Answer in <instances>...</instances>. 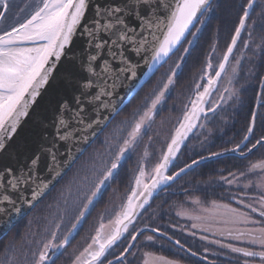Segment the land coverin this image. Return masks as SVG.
I'll return each mask as SVG.
<instances>
[{"label": "snow or ice", "instance_id": "1", "mask_svg": "<svg viewBox=\"0 0 264 264\" xmlns=\"http://www.w3.org/2000/svg\"><path fill=\"white\" fill-rule=\"evenodd\" d=\"M12 7L10 0H0V24L6 21ZM241 7L242 14L223 55L215 67L208 58L199 77L202 83L195 84L192 98L183 105L182 115L174 132L168 136L158 161L150 171H146L144 163H137L130 195L107 223L104 222L107 209L100 213L91 242L75 256L72 264H113L108 259L109 250L119 247L121 240L135 242L146 230L165 235L159 228L145 226L137 230V218L147 210L146 206H151L154 196L200 164V160L193 159L191 164L169 171L177 167L173 162L189 137H202L201 143L207 140L212 135L209 124L219 115L218 109L222 112L229 101L235 103L239 99L240 92L234 86L225 87L216 99H212L216 90L214 86L222 76L232 85L240 75L242 61L249 64V76L256 75L257 60L264 62V0H246ZM16 8L18 13L27 12L25 18L0 35V153L5 152L22 119L28 117L30 107L53 78L62 58L71 59L66 48L78 33L86 38L87 64L85 66L81 62L79 70L87 72V76L78 78L74 64L64 68L69 88L76 91L71 103L64 101L60 104L52 121L54 132L51 138L43 137L45 142L25 159L22 166L0 169V216L3 217L0 225L7 224L11 228L13 215L18 217L22 206L33 207L50 190V184L62 177L61 156L65 157L63 164L71 165L76 153L82 151L78 145L94 139L97 126L103 130L114 124L102 142L103 150L97 151L90 165L61 192L56 211L48 219L40 238L37 239L35 233L32 238L23 237V244L29 245L28 250H24L22 245L18 248L15 240H9L0 260V264H20L19 251L24 264H57L97 206L104 203L110 193L111 197L118 195V188L113 185L121 181L124 167L145 138L149 143L153 140L149 132L154 130L158 116L177 88L178 78L183 74L182 66L199 44L202 30L210 22L213 0H122L119 4L95 0H39L35 6L25 2ZM90 10L92 15L88 20L86 17ZM130 18L136 21L135 25L129 23ZM15 19L19 20V15ZM238 41L240 49L237 48ZM212 51H215L214 47ZM173 57L177 58L175 62H172ZM165 66L167 71L145 94L141 105L134 108L130 116L116 121L134 96ZM140 68L146 70L138 76L137 69ZM258 79L256 107L259 109L264 108V101L260 99L264 95V76ZM133 81L137 83L133 84ZM121 88L130 90L127 100L119 94ZM165 123L161 119L159 127L162 129ZM256 124L257 114L253 111L243 139L225 152L231 151L248 159L249 153L264 149V135H254ZM155 135H160V132L157 130ZM45 154L48 160L46 170L50 173L47 181L39 177L37 171ZM222 155L224 152H213L210 157L202 156L201 160ZM248 172L261 175L260 183L253 185L249 181L244 185L245 188L254 186L260 190L257 199L260 207L251 204L244 207L250 208L261 219H254L239 208L212 201V208L218 210L212 216L184 214L185 218L194 221L191 228L212 232L214 217H220L219 223L233 226L220 230V235L264 249V157L250 162ZM229 175L232 179L221 177L228 185L240 179L235 173ZM108 203H111V198ZM191 203L203 204L199 198ZM201 211L207 213L209 210L202 208ZM67 218L72 221L71 227L62 233L61 227ZM189 235L195 233L189 232ZM144 238L154 242L153 235H145ZM200 239L208 238L201 236ZM209 242L220 243L216 240ZM175 244L183 248L180 240ZM220 246L244 257H258L264 262V250L252 251L231 244ZM131 248L133 243H127L124 251L116 256L120 264H127L125 258ZM191 255L196 256L197 253L191 252ZM164 264L173 262L164 261Z\"/></svg>", "mask_w": 264, "mask_h": 264}, {"label": "flooded vegetation", "instance_id": "2", "mask_svg": "<svg viewBox=\"0 0 264 264\" xmlns=\"http://www.w3.org/2000/svg\"><path fill=\"white\" fill-rule=\"evenodd\" d=\"M209 26H207V36L212 37V33H216L215 35L218 37V39L209 46L208 55L203 64V67L195 78L186 79L185 77L184 79H178L177 88L174 92H172L171 99L166 102L164 110L161 111L162 113L164 111L168 112L167 110H170V117L172 118V120L174 119L173 121H171L170 126L167 127L171 128L167 133L168 136L174 132L176 122L178 118L182 115L183 105L187 103L188 99L192 98L195 84L202 83L199 77L201 75L202 69L207 63L208 58H211V63L215 67L216 64L219 62L221 56L223 55L227 44L229 43V37L231 36L229 35L228 31H226L224 28L222 29V26H218V31L215 32L213 25L211 27ZM243 38L244 33H242V39ZM213 47L215 48L214 52L212 51ZM237 48H241L240 42H238ZM234 55H237L235 51ZM176 59L177 58H175L172 62H175ZM244 62L245 61L241 62L240 75L236 80L233 81L232 85H229L227 78L222 76L221 80L216 86L215 92L212 94V99H216L217 96L223 92V89L225 87L234 86L238 89L237 80L241 77L242 66ZM230 63H232L231 60ZM166 71L167 66L161 69V72L157 75L158 79ZM225 95L227 94L225 93ZM231 102L232 101L228 102L227 107L230 105ZM161 113L160 115H162ZM218 113H221L219 109ZM221 115L222 114H220L212 122H210L209 127L211 129L212 135L209 136L207 140H204L203 143H201V140L203 139L202 137L190 138V140L182 149L176 162L174 163L175 165H177V167L175 169L171 168L170 172L173 170H178V167L191 164L193 159L201 160L202 156L210 157L211 153L213 152H225V149H231L235 146V144L240 142H238V139L234 138L232 134L226 136V122L221 118ZM163 116L166 117L167 114ZM122 119L124 118L120 117V120ZM111 127L112 126H109V128H107V130L77 161L75 166L71 169V172L64 177L60 185L61 191L59 189L60 192H57V198L56 196L54 198L53 195V197L42 206L45 207L46 205L50 204L53 200V208L51 211V215H49L48 219H50L56 211V204L61 199V192L65 189L67 185H70L74 182V180L77 178L78 173H80L82 170L86 169L90 165L94 158V154L97 151L103 150L102 142L110 132ZM159 132L161 133V129L159 130ZM168 136H166V140ZM165 143L166 141L161 142V137H155V140L153 142L151 141L150 143L147 141V138H145V142L137 149V151L132 155V158L128 160L126 166L124 167V170L121 175V181L117 185H113L114 188H118V195H116L115 197H111L110 193L109 196L105 197V202L97 206L96 210L88 218V222L83 225L82 230L79 231V234L70 243V246L64 250V255H62L57 260V264H72V261L74 260L75 256L78 255L79 252L83 251L87 244L91 242V237L95 234V228L98 227V216L100 215V213L105 212V210L107 209L104 219V222L107 223L108 219L110 217H113L114 213L119 211V206L121 205V203L125 202L126 197L130 195L131 189L134 187V173L136 171L137 163H144L146 166V171H150V169L158 161L162 150L165 149ZM145 152L147 153V156L144 155ZM262 155L263 153H251L248 155V159H244L239 155L236 157L231 156L207 162L191 170L189 173L181 177L178 181L174 182L173 184L165 188L163 191H161V193L152 203V205L155 204L154 206L157 208V210H159L160 214L147 215V211L152 207L151 205L149 209L138 218L135 227L137 228V230H139V228H144L145 226H147V228H159L161 232L165 233V235L161 236L159 233H152L146 230L144 234L138 236L133 244V248H131V250L129 251L130 254L125 258L127 264H164V261H171L173 262V264H190L174 259L172 257H168L170 251H172L173 249H177L193 257L198 261L197 264H219L222 261L220 260V262L214 256L218 254H225L226 252H231L230 249L221 247V244H231L234 247L248 248L252 251L264 250L261 249L259 246H254L248 243H242L238 240L229 239L226 237V235H220V230L228 227H233L232 225H225L223 223H219L218 221L221 219L220 217H214L212 232H202L199 229L191 228V224L194 221L185 218L184 215L190 213L196 215L212 216L214 212L218 211L212 208V201H216L218 204L221 205H229L232 208L240 209V207H244L245 204H251L253 207L259 208L260 205L257 202V199L227 200L220 194L217 196L204 195L200 197L194 194L193 192L207 191L209 189L216 195V193L218 192L222 193L223 191H225L227 187L229 188V190L240 191L242 190V187H244L245 184L249 183V181H252L254 184L260 183L259 178L261 177V175L259 173H249L248 166L250 162H256L262 157H264ZM229 173H235L237 176L240 177V179L232 185L224 183L223 180H221V177L224 176L228 177L229 179H232ZM241 173H244L245 175L241 176ZM209 177L213 179L212 182H210L209 184H205L207 181L206 178ZM245 190L247 191V188H245ZM183 193H186L183 199H176L180 198V196L182 197ZM192 196L199 198L203 202V204L200 206L193 205L191 203V201L193 200L192 198H190V200L186 199L187 197ZM110 198L111 203L109 204L108 201ZM238 201H243V203H238ZM202 208H207L209 211L207 213H203L201 211ZM244 209L245 210H240L243 212H247L254 219H261L258 214L253 213L250 208L244 207ZM164 211L168 214H164ZM178 213H182V215H178ZM71 222L72 221L70 220V218L65 219L64 224L61 227L62 233L66 232L71 227ZM259 226L260 225H256V227ZM247 227H252V225H248ZM131 231L132 228L130 229V232ZM189 232H194L195 235H189ZM213 232H216L217 234L213 235ZM145 235H153L154 242L147 241L144 238ZM201 236H206L208 239L201 240ZM169 237H171V240L168 239ZM176 240L181 241V244H183V248L175 244ZM212 240L219 241L220 243H210L209 241ZM130 242L132 243V241L130 240H121L119 242V247H114V249L110 250V255L108 256V259H111L113 262L116 261V256L121 254L124 251L126 244ZM191 252H196L197 255L192 256ZM234 254L242 256L239 253ZM212 256L213 259H215L214 261H211V259L209 258ZM245 258L251 259L248 261V264H264L262 261H257L259 258ZM114 264H120V261Z\"/></svg>", "mask_w": 264, "mask_h": 264}, {"label": "trees", "instance_id": "3", "mask_svg": "<svg viewBox=\"0 0 264 264\" xmlns=\"http://www.w3.org/2000/svg\"><path fill=\"white\" fill-rule=\"evenodd\" d=\"M17 1L18 0H10L12 5H14ZM19 1H20L19 4L21 5H23L26 2V0H19ZM33 3H34L33 6H35L37 3H39V0L34 1ZM245 3H246V0H215L213 2V12L210 13V17H209L210 22H208L206 24V27L202 30V35L200 36L199 44L195 47V49L191 53V56L187 58L186 63L182 66L183 74L179 78L181 79H184L185 77L186 79L195 78L197 74L200 72L201 68L203 67V64L208 55L209 46L218 39V37L215 35L216 33L215 34L212 33V37L207 36L206 34L207 28H208L207 26L210 25L209 27H211L213 25L215 32L218 31L217 29L218 26H222V29L224 28L226 31H228L229 35L231 36L233 33V29L237 26L239 17L242 14L241 6ZM11 9L10 11L13 12ZM17 23L19 22L17 21L14 24H17ZM248 68H249V64L247 61H245L242 66L241 77L237 80V87L240 91L239 99L235 103L231 102L230 105L227 108H225L224 111L220 113L222 114L221 115L222 119L226 122V126H225L226 136H229L230 134H232L234 138L238 139V142L243 139V136L246 133L247 126L249 123L250 114L255 110V107L257 104L256 98L259 94L258 77L264 76V62L260 60L256 61V75L255 76H249L247 74ZM153 79L154 78H152V80ZM150 83L146 84L143 87V89L134 97L131 103L124 109L123 111L124 114L129 109L127 111L128 113L127 112L126 113L130 115L132 110L136 108V106L141 105L143 97L150 90L148 89V86ZM262 101H264V95H262ZM254 135L256 137L264 135V108H259L258 110L257 124H256V128L254 129ZM256 153H259V154L263 153L262 156H264V149H260V151ZM206 179L207 181L205 184H209L213 180L211 179V177L206 178ZM253 185L255 184L253 183ZM204 190H207V189H204ZM193 193L200 197L204 195L217 196L220 194L222 197H225V199L227 200L258 199V197L261 194L260 190H258L254 186L248 187L247 191L245 190V187H242V190L240 191L229 190V188L227 187L225 191H223L222 193L218 192L216 193V195L209 189L207 191H200V192H193ZM182 195H183L182 197L180 196V198H176V199H183L186 193H183ZM154 205H152V207L147 211L148 212L147 215L160 214L159 210H157V208ZM240 209L245 210L244 207H240ZM164 214H168V213L164 211ZM26 229H27L26 220H23L21 223H18L17 226H15L12 229L9 235H7L3 240L0 241V260L3 259L2 250L4 246L9 242V240H15L18 244L24 237V233H26ZM168 257H172L174 259L187 262L190 264L192 263L197 264L198 262L193 257L177 249H173L172 251H170V254ZM214 257L218 259L219 261L220 260L222 261V262L220 261L221 263L219 264H241V263H244L246 260L247 261L251 260V259H247L243 256H240V255H237L231 252H226L225 254H218ZM209 258L211 259V261L215 260L213 259V256Z\"/></svg>", "mask_w": 264, "mask_h": 264}, {"label": "water", "instance_id": "4", "mask_svg": "<svg viewBox=\"0 0 264 264\" xmlns=\"http://www.w3.org/2000/svg\"><path fill=\"white\" fill-rule=\"evenodd\" d=\"M95 2H99V3L111 2L114 4H119L122 2V0H95ZM91 15L92 13L90 10L86 19L90 20ZM129 23L132 25H135L136 21L130 18ZM92 51L94 52L95 49H93ZM66 53L71 59L62 58L60 65L57 67L56 71L53 73V78H51L49 80L48 85H46L45 88L41 90V95L37 98L36 103L30 107L28 117H25L22 119L12 140L8 141L5 152L0 153V169H3L6 166H11L14 168L22 166L25 159L29 158L33 152L38 151L39 145L45 142L43 140V137L47 136L51 138L54 132L52 121L54 120L55 115L57 114L60 104L64 101L71 103L73 92L76 91L75 88H69L64 78V74H63L64 68H66L69 64H74L77 67L78 78L87 76V72L79 70V66L81 62H83L85 66L87 64L88 48L86 46V38L78 33L73 38L72 44L68 48H66ZM133 59L135 58L133 57ZM145 70H146L145 68L137 69L138 76H140ZM132 83L136 84L137 81H133ZM216 86L217 85L214 86L215 89H216ZM119 94L121 96H124L125 100H127L128 96L131 95V92L127 88H121L119 90ZM261 96H260V99H261ZM258 110L259 109L255 107L254 111L256 112V114H258ZM45 125H48V126L45 127ZM106 129L107 128H104L103 130H101V126H97L95 129L96 131L95 138L90 139L88 143L78 145V147L82 149V151L79 153H76V159L71 165L63 164L65 157L63 156L60 157V160L62 162L61 167L63 170L62 177H59L57 181L50 184L49 186L50 190H48L46 195H44L41 199L36 201L33 207L30 208L27 205L22 206L20 215L18 217L13 215L11 228H9L7 224L0 225V241L4 239L19 222L25 219L52 192V190L61 182V180L67 175V173L77 163V161L85 154V152L92 146V144L100 137V135ZM190 138L191 137H189V139ZM187 142L188 141L185 142V145ZM61 147L63 148V145ZM183 148L184 147L181 148L180 153ZM180 153L177 154V158L180 155ZM231 156L236 157L239 155L237 153L228 151V152H224V155L219 156V157H211L210 159L200 160L201 161L200 164L195 165L193 168L189 169L187 173H189L191 170L195 169L199 165L205 164L210 161H215L218 159L231 157ZM175 162L176 161H174L173 163ZM47 163H48V160L45 154L41 157V162L37 170L39 177H41L45 181L49 180L50 178V173H48L46 170ZM170 170L171 168L169 169V171ZM184 175L186 174H182L181 177H183ZM181 177H178L176 181H178ZM176 181H173L171 184H173ZM11 195L15 196L16 194L11 193ZM157 196L153 197V201ZM146 208H149V207L146 206ZM143 212L144 211H142L141 214ZM0 220H3L2 216H0ZM132 243L134 244V242ZM130 250L131 249H129L128 251ZM116 262H119V260L114 261L113 264Z\"/></svg>", "mask_w": 264, "mask_h": 264}, {"label": "rangeland", "instance_id": "5", "mask_svg": "<svg viewBox=\"0 0 264 264\" xmlns=\"http://www.w3.org/2000/svg\"><path fill=\"white\" fill-rule=\"evenodd\" d=\"M34 1H38V0H26V2L29 4V5H31V6H33L34 5ZM20 3V1L18 0L15 4L16 5H20V6H23V5H21V4H19ZM13 5V7H12V11L13 12H9V15H8V17H7V19H6V21L3 23V24H1V26H0V35H2L3 34V31L4 30H8V29H10L13 25H14V23H16L17 21L18 22H20V21H22L24 18H25V16H26V14H27V12H25V13H18V10H17V8H16V5ZM17 15H19V20H17V19H15V17L17 16ZM176 57H174L173 58V60L175 59ZM161 72V71H160ZM159 72V73H160ZM158 73V74H159ZM157 74V75H158ZM157 75L154 77V79L152 80V82L149 84V86H148V89H151V87H152V85L153 84H155V82H156V80H158V77H157ZM180 77V76H179ZM178 79H180V78H178ZM150 91V90H149ZM145 92V91H144ZM143 92V93H144ZM146 92H147V90H146ZM138 106H140V105H138ZM138 106H136V107H138ZM178 108V107H177ZM131 109V108H130ZM129 110V109H128ZM127 110V111H128ZM126 111V112H127ZM168 112H162L161 114L162 115H165V114H167V116L166 117H163L162 115H159L158 116V118H157V120L158 121H156V125L154 126V130L153 131H150L149 132V135H152L153 136V140H152V142L155 140V137H161V142H165L166 141V136H168L167 135V133L169 132V130L171 129V128H167V127H169L170 126V123H171V121H173L172 120V118L170 117V110H167ZM125 112V114L124 113H121V115H119L117 118H116V121H119L120 120V117H123V118H125V117H128L129 115L127 114ZM128 115V116H127ZM161 119H163V120H165L166 121V123L164 124V126H163V128L161 129L160 127H159V125H160V120ZM110 126H114V124L113 125H110ZM165 128H167V129H165ZM161 129V133H160V135H155V132L158 130H160ZM154 162V161H153ZM71 172V170L68 172V174ZM63 181V180H62ZM61 181V182H62ZM259 181L261 182V177L259 178ZM61 182L56 186V190H54V191H52L51 192V194H49L25 219H23V220H26V226H27V229H26V233H24V237L25 236H28L29 238H32V236H33V234L35 233V234H37L36 235V238L37 239H39L40 238V234H42L43 233V229H44V227L47 225V219H48V217H49V215H51V211H52V208H53V206H52V201H51V203L50 204H48V205H46L45 207H42L44 204H46L52 197H53V195H54V198H55V196L61 191V187H60V185H61ZM63 187V186H62ZM59 189H60V191H59ZM59 191V192H58ZM58 192V193H57ZM56 198H57V196H56ZM190 198H192V199H195L196 197L195 196H192V197H187L186 199H188V200H190ZM44 208V209H43ZM42 209V210H41ZM22 220V221H23ZM21 221V222H22ZM20 222V223H21ZM17 226V225H16ZM23 228V227H22ZM12 231V230H11ZM9 235V234H8ZM16 239V238H15ZM18 248L22 245L23 246V249L24 250H28V248H29V245H27V244H23V241L21 240L18 244ZM34 247V246H33ZM17 255L18 256H20V264H24V261H23V256L20 254V252L18 251L17 252Z\"/></svg>", "mask_w": 264, "mask_h": 264}]
</instances>
